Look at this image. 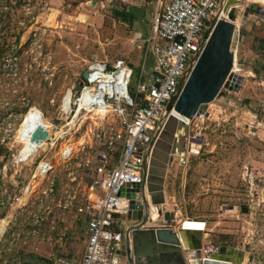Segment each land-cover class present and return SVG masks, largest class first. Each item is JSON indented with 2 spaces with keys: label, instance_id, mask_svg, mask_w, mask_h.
Wrapping results in <instances>:
<instances>
[{
  "label": "rangeland",
  "instance_id": "obj_1",
  "mask_svg": "<svg viewBox=\"0 0 264 264\" xmlns=\"http://www.w3.org/2000/svg\"><path fill=\"white\" fill-rule=\"evenodd\" d=\"M90 1L0 0V264H21L26 254L35 264L81 263L92 160L121 127L115 115L103 121L96 113L70 114L74 87L95 58L122 57L134 68L133 92L145 43L134 35L140 26L114 17L117 7L136 0ZM253 1L264 6L246 0ZM244 7L237 25L245 40L235 65L242 85L212 101L208 117L187 121L206 142L168 166L163 207L176 221L205 220L215 248L243 247L247 264H264V19L250 15L242 24ZM141 12L139 23L151 21V13ZM31 108L52 139L33 153L23 133ZM230 205L236 209L224 208Z\"/></svg>",
  "mask_w": 264,
  "mask_h": 264
},
{
  "label": "built area",
  "instance_id": "obj_2",
  "mask_svg": "<svg viewBox=\"0 0 264 264\" xmlns=\"http://www.w3.org/2000/svg\"><path fill=\"white\" fill-rule=\"evenodd\" d=\"M226 1L155 0L151 30L144 40L143 62L133 92L130 87L134 68L125 59L95 58L89 64L88 76L82 79L81 90L72 100L76 108H71L70 114L93 113L96 109L97 120L108 121L109 112L118 117L121 128L109 136L105 148L92 160V194L83 206L88 237L80 264H130L117 253V246L131 224L126 218L131 210V198L127 195L145 183L154 144L175 109L173 105L168 110V105L171 101L175 104L203 52L206 34L218 19L228 17ZM240 41L244 37L239 34L234 50L237 56ZM90 88V94L99 97L98 104L84 102L83 95ZM217 250L213 245L204 247L203 256L209 257Z\"/></svg>",
  "mask_w": 264,
  "mask_h": 264
},
{
  "label": "water",
  "instance_id": "obj_3",
  "mask_svg": "<svg viewBox=\"0 0 264 264\" xmlns=\"http://www.w3.org/2000/svg\"><path fill=\"white\" fill-rule=\"evenodd\" d=\"M243 4L245 7L242 24L250 15L264 19V6L260 3L227 0L225 8H229L228 17L218 19L211 31L206 34L204 50L183 84L175 104L171 101L168 110L174 105L177 112L190 119L204 115L208 117L209 104L224 94V90L239 91L244 76L236 72L234 50L240 29L236 20L239 6ZM87 76L86 69L82 79H86ZM82 84L81 80L75 85L76 92L81 90ZM175 122L176 117L171 115L154 144L147 163L145 183L127 195L131 198V210L126 218L131 224L125 231L124 241L117 246V253L123 255L124 260L130 264H171L172 262L174 264H231L224 262L221 255L222 249L209 257L203 256L201 236L206 225L205 220L189 218L178 225L175 212L163 207L166 202L165 179L168 166L174 161L176 155L184 156L186 153L195 152L197 143L206 142L204 137L189 131L188 124L182 120L178 122L176 132L168 131ZM38 128L42 131L41 139H47L50 143L52 139L47 127L40 123ZM49 145L46 149H49ZM152 204L159 208L157 218L153 214ZM224 208L236 209V206L230 205ZM192 230L197 232L193 233ZM186 238L188 240L198 238L201 242L188 244ZM143 243L152 249L142 251L140 246Z\"/></svg>",
  "mask_w": 264,
  "mask_h": 264
},
{
  "label": "crops",
  "instance_id": "obj_4",
  "mask_svg": "<svg viewBox=\"0 0 264 264\" xmlns=\"http://www.w3.org/2000/svg\"><path fill=\"white\" fill-rule=\"evenodd\" d=\"M107 1V0H106ZM145 0H136V3H134V5H133V7H132V5H125L124 7H122V8H118L117 7V10H123V9H127L128 11H130L131 13H132V22H130V21H121V19L120 18H118L121 22H124V23H128V24H131V25H137V26H140V30H137V31H135L134 32V35H135V37L137 38L138 36H139V40L140 39H143V40H145V38L149 35V33H150V30H151V24H152V19H151V21H145L144 23H139V20H142V21H144V19L141 17V15L138 17V15L140 14V12H141V9H139V7H137V6H140L141 7V5L142 6H144V9H143V11L141 12V14H144V13H151V14H153V11H154V9L152 10V9H150V5L154 2V5H155V7H156V2H155V0H151L150 2H149V6H148V4L146 5V4H144L143 5V2H144ZM259 1H264V0H259ZM111 2V1H110ZM92 3V0L89 2V4H91ZM116 6V5H115ZM112 7H114V5H112ZM146 18V17H145ZM147 19V18H146ZM244 37V36H243ZM249 39H250V37H249ZM248 39V40H249ZM244 40H245V37H244ZM144 42V41H143ZM133 46L134 47H136V46H140V44L139 45H137V41H133ZM142 49H144V48H142ZM141 49V53H139V57H138V61H140V64L138 65V66H140L141 65V63L143 62V50ZM122 58V57H121ZM124 59V58H123ZM126 60V59H125ZM126 62L128 63V65H130V66H132V63H130V62H128L127 60H126ZM137 66V67H138ZM133 67V66H132ZM250 68H251V70H248L249 71V73H251V74H253V72H254V67H252V66H249ZM182 157V156H181ZM170 168V167H169ZM166 176H167V174H166ZM176 214V213H175ZM187 219H189V217L187 218ZM186 219V220H187ZM185 220H182V221H179V220H177V224L178 225H181L183 222H184ZM181 223V224H180ZM192 232L193 233H196L197 231L196 230H192ZM88 234V233H87ZM208 236H209V233H208V231L206 230V227L203 229V234H202V236H201V241H202V243H203V247H210V246H212L213 245V243L212 244H210V241H209V239H208ZM124 239L125 238H123V240H122V242L124 241ZM194 241V242H193ZM201 241H199L198 240V238H194V239H190V240H188V238H186V242L189 244V243H193V244H199ZM87 242V241H86ZM214 246V245H213ZM141 249H142V251H150L151 249H152V247H148L147 246V244H145V243H143L141 246ZM222 249V256H223V258H224V262H227V263H231V264H247V263H249V261H250V259H251V257H250V255L243 249V247H239V246H236V245H233V244H221V245H219V248H218V250L217 251H215V252H213V253H216V252H218L219 250H221ZM172 259H174V258H172ZM175 260V259H174ZM144 263H146V262H144ZM171 264H174V262H172Z\"/></svg>",
  "mask_w": 264,
  "mask_h": 264
},
{
  "label": "bare ground",
  "instance_id": "obj_5",
  "mask_svg": "<svg viewBox=\"0 0 264 264\" xmlns=\"http://www.w3.org/2000/svg\"><path fill=\"white\" fill-rule=\"evenodd\" d=\"M236 23H237V20H236ZM90 92H91V88L89 89V92H87V93H85L83 95L84 102H87V101H96V103L98 104L99 103V101H98L99 100V97H97V96L96 97H93L90 94ZM71 108L72 107H70V109ZM93 113H96V115H98V111L96 109H94ZM172 113H173L174 117H176V122L172 126L173 128L176 127L175 129H177V127H178V126H175V125L178 124V122L180 120L184 121L186 124H188L187 121L191 120L190 118H188V117L184 116L183 114L177 112L176 109H173L172 110ZM109 114L110 113L108 112V115ZM41 116L42 115L40 114V112L36 108H31L27 112V114L25 115V117L23 119V133H24L25 138H26V144H25V146H26L27 151L29 153L35 152L40 147L44 146L45 145V142H46V139H41V133H42V131L39 130V128H38V126L41 123ZM172 127L170 128L171 131L173 130ZM170 130H168V131H170ZM176 131L177 130H175L174 132H176ZM152 209H153L154 216L157 215L158 214V206L152 204Z\"/></svg>",
  "mask_w": 264,
  "mask_h": 264
},
{
  "label": "trees",
  "instance_id": "obj_6",
  "mask_svg": "<svg viewBox=\"0 0 264 264\" xmlns=\"http://www.w3.org/2000/svg\"><path fill=\"white\" fill-rule=\"evenodd\" d=\"M114 17L115 18H120L121 20L123 21H130L132 22V13L130 11H128L127 9H123V10H114ZM28 111V109H27ZM105 148V145L103 146V149ZM0 152H1V149H0ZM93 179H91L90 183L92 182ZM2 202V201H1ZM247 210V208H245ZM26 255H23L22 258H23V261L21 264H35L37 261H34L33 259V255H29L31 256L32 258L30 260L26 259ZM41 259H43L42 257H39ZM45 260V259H43Z\"/></svg>",
  "mask_w": 264,
  "mask_h": 264
}]
</instances>
